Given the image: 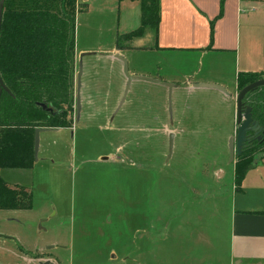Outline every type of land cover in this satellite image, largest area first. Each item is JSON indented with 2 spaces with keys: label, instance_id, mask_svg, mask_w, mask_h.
<instances>
[{
  "label": "crops",
  "instance_id": "0c3cea01",
  "mask_svg": "<svg viewBox=\"0 0 264 264\" xmlns=\"http://www.w3.org/2000/svg\"><path fill=\"white\" fill-rule=\"evenodd\" d=\"M221 1L159 0L160 20L156 41L153 35L147 32L142 38L133 41L132 49L118 50L114 43L109 49L98 50L96 61L91 58L82 59L80 115L77 117L74 103L72 127L49 132L69 131L73 130L74 126L90 128L96 121H112L113 130L123 133L121 138L124 139V161L120 155L114 156V153L98 157L103 164L112 161L116 167L129 164L130 173L127 180L130 181V189L132 190L134 184L132 182H135L137 190L135 196L130 192L126 199L125 219L130 231L124 239V244L117 248L112 247L111 224L106 231L95 229L91 232L86 228H80L76 239L72 237V241L67 243L58 239L46 241L47 239L40 238L33 249L28 245H22L21 240L15 237L17 246L19 243L17 255L23 258L26 264H35L40 259H50L54 264H149L150 237L147 228H143L142 224L143 221L147 223L149 219L150 207L147 178L143 180V172H148L145 148L149 139L150 113L148 104L143 102L142 94L149 92L150 89L161 91L163 87L165 96L168 89L152 82L134 80L124 102L120 104L126 78L122 62L117 56L126 59L131 53L146 52L156 55L162 64L164 59L172 60L174 65L179 67L191 66L189 61H196L197 67H187L188 71L181 73L175 69L173 72H166L159 62L152 66L132 59L133 67L129 69V73L173 84L172 122L179 126L178 131L173 128L167 129L166 133L167 138L173 134L174 145L176 139L208 138L213 134H221L223 140H228L234 136L236 130L235 97L238 92V75L256 73L263 75L261 78H264V0H223L222 3ZM77 3L86 4L87 9L82 13L88 11L86 0H77ZM119 3L122 9L125 8L127 11L128 17L125 16V20L119 18L121 29L117 35L128 33L140 24L138 1L123 0ZM112 4L115 5L116 0H112ZM90 50H87V54L95 52ZM80 52L86 54V49ZM79 53L75 48V74L81 62ZM108 74L111 78H108ZM197 84L219 85L227 93L198 87ZM184 92L207 97L211 102L210 109L207 108L204 114L186 117L184 114H177ZM218 107L222 109L221 113H218ZM117 118L118 127L115 125ZM49 132L40 134V146L43 140L47 141L44 137ZM134 140H139V145L134 146ZM181 147L183 148L182 142ZM120 149L122 146L118 147V152ZM180 152L183 153L182 150ZM115 159H121V163L114 162ZM188 166L192 171V164ZM204 167L203 164L198 165V169L193 170L201 171ZM6 170H0L1 178L9 184L21 185L6 178L3 175ZM229 171L231 187L226 190L228 264H264V159L245 174L238 187L234 183V165L229 164ZM217 177L219 178V175ZM193 191L196 194L198 192L197 189ZM199 195L204 201H210L221 198L223 194L219 195L205 188L203 191L200 190ZM106 215L110 220V215ZM155 217L157 218V215ZM210 234L212 235V232ZM198 235L190 240L191 245L200 247L198 255L194 257L196 264H212L214 261L210 259L208 261L207 256V251L210 252V257L213 250L212 238L208 237L206 230L204 233L198 232ZM160 239L164 241L165 234L163 237L160 236ZM178 243L179 241H176V246L172 245L174 252H180ZM48 244L50 246L46 247ZM20 249L31 252L32 255L23 254ZM68 251V257L63 255ZM157 253H164L162 245L160 249L159 247L156 249L154 255ZM38 255L44 256L34 257ZM177 256L181 255L174 257ZM185 256L183 254L182 257ZM185 261L190 262L187 256Z\"/></svg>",
  "mask_w": 264,
  "mask_h": 264
},
{
  "label": "rangeland",
  "instance_id": "374dc122",
  "mask_svg": "<svg viewBox=\"0 0 264 264\" xmlns=\"http://www.w3.org/2000/svg\"><path fill=\"white\" fill-rule=\"evenodd\" d=\"M86 2L88 11L77 14L75 26L76 52L86 49V54L79 53L81 63L82 59L89 58L96 61L98 50L113 47L121 29L119 18L125 20V16L128 17L118 0L115 5L112 0ZM129 17L131 19V13ZM88 49L95 52L87 54ZM132 59L152 66L159 62L166 72L175 69L183 73L188 68L198 66L194 60L189 61L191 66L179 67L172 60L166 59L162 60V64L156 55L139 52L131 53L126 58L128 69L133 67ZM107 76L111 78V75ZM167 94L164 96L163 87L161 91L150 89L142 94L150 113L149 139L145 148L148 172H143V180L147 178L150 207L149 219L142 224L150 237L149 264H196L194 257L198 255L200 247L191 245L190 240L205 230L213 244L210 257L207 251L208 261H214L212 264H228L226 190L231 187L228 179L229 164L234 165L236 158L229 162V139L223 140L221 134H213L208 138L176 139L173 154L167 159V129L178 131L179 126L172 122L173 95L169 112ZM207 99L205 96L184 92L177 114H184L185 117L204 114L207 108L210 109L211 102ZM217 110L218 113L222 112L219 107ZM115 125H119L118 118ZM112 127V121H96L90 128L74 126L69 131L49 132L44 137L47 141L43 140L42 146L39 145L37 160L31 169L4 171L7 173L3 174L6 178L31 188L32 209L0 211V264H26L17 255L19 243L17 246L15 237L21 240L22 245L33 249L40 238L46 241L58 239L67 243L72 241V237L76 239L80 228L91 232L95 229L106 231L111 224L112 247L124 244L130 231L125 219L126 199L130 192L135 196L137 190L135 182H132L134 184L130 189V181L127 180L130 173L128 163L116 167L112 161L103 164L99 160V155L106 157L112 153L114 156L120 155L122 161L125 160L124 139L121 138L123 133L116 132ZM137 145L139 140H134V146ZM120 146L122 149L118 152ZM114 162L121 163V159H115ZM188 164H192L193 169H198V165L202 164L205 167L201 171H190ZM205 188L223 195L218 199L204 201L199 193ZM193 189L198 190L197 194ZM106 214L110 215V220ZM163 234L164 241L160 239ZM176 241H179L177 245H180V252L172 250ZM161 245L164 253L154 255ZM20 251L32 255L31 252ZM68 254L69 251L63 253L66 257ZM183 254L190 262L185 261L186 256L182 257ZM176 255L181 256L175 258Z\"/></svg>",
  "mask_w": 264,
  "mask_h": 264
},
{
  "label": "trees",
  "instance_id": "16d2710c",
  "mask_svg": "<svg viewBox=\"0 0 264 264\" xmlns=\"http://www.w3.org/2000/svg\"><path fill=\"white\" fill-rule=\"evenodd\" d=\"M1 1V0H0ZM0 24V79L8 92L0 96V170L33 167L36 128L68 129L73 124L75 88V26L86 4L77 0H2ZM119 2L123 0H118ZM138 1L140 24L116 36L118 50L132 49L133 41L147 32L157 39L159 0ZM223 0L221 1V3ZM256 73H240L238 91L261 79ZM260 127L248 133L234 163L238 187L245 174L264 159V86L248 93ZM32 190L9 184L0 176V211H30Z\"/></svg>",
  "mask_w": 264,
  "mask_h": 264
},
{
  "label": "water",
  "instance_id": "95a60500",
  "mask_svg": "<svg viewBox=\"0 0 264 264\" xmlns=\"http://www.w3.org/2000/svg\"><path fill=\"white\" fill-rule=\"evenodd\" d=\"M2 9H3V1H0V24L2 18ZM117 58L122 62L123 66V74L126 78V83L123 91V96L120 100V104H122L127 96L130 84L134 80H141L146 82H152L155 84L162 85L168 89L167 99H168V109L171 112V91L173 88V84L162 82L158 79L146 77V76H136L129 73L128 62L123 57L118 55ZM81 75H82V64L79 62L78 69L75 74V109L77 113V117L80 115V88H81ZM196 86L202 88H210L216 89L221 92L227 93L226 90L214 84H197ZM264 86V78L256 80L243 88H241L235 97V124L236 130L234 136L230 137L228 140V152H229V161H233L236 157H238L241 153L242 147L247 139L248 133H253L254 135H258L260 132V127L256 121L253 120L251 114V108L244 104L245 96L254 91L255 89ZM2 91L8 92L7 88L4 86L0 79V96ZM56 129L52 128H36L34 130V140H33V158L34 161L37 160L39 145H40V134L49 131H55ZM174 147V137L173 134L168 136V150H167V159H169L172 155ZM35 264H54L50 259L38 260Z\"/></svg>",
  "mask_w": 264,
  "mask_h": 264
},
{
  "label": "flooded vegetation",
  "instance_id": "af4514ba",
  "mask_svg": "<svg viewBox=\"0 0 264 264\" xmlns=\"http://www.w3.org/2000/svg\"><path fill=\"white\" fill-rule=\"evenodd\" d=\"M43 256H44V255H38V256H34V257H39V258L41 257V258H42ZM39 258H36V259H39ZM36 259H35V260H36ZM40 260H44V259H40Z\"/></svg>",
  "mask_w": 264,
  "mask_h": 264
}]
</instances>
